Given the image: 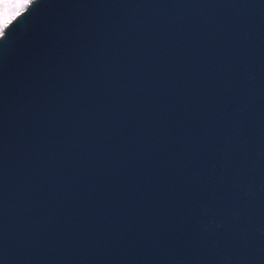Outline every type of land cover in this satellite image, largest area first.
<instances>
[{"label": "water", "instance_id": "obj_1", "mask_svg": "<svg viewBox=\"0 0 264 264\" xmlns=\"http://www.w3.org/2000/svg\"><path fill=\"white\" fill-rule=\"evenodd\" d=\"M0 264H264V0H34L0 40Z\"/></svg>", "mask_w": 264, "mask_h": 264}, {"label": "snow or ice", "instance_id": "obj_2", "mask_svg": "<svg viewBox=\"0 0 264 264\" xmlns=\"http://www.w3.org/2000/svg\"><path fill=\"white\" fill-rule=\"evenodd\" d=\"M34 0H0V40L5 38L10 25L20 17Z\"/></svg>", "mask_w": 264, "mask_h": 264}]
</instances>
